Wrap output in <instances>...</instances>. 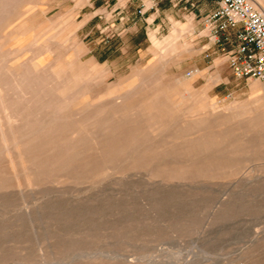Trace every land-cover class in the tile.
Segmentation results:
<instances>
[{
    "label": "rangeland",
    "instance_id": "obj_1",
    "mask_svg": "<svg viewBox=\"0 0 264 264\" xmlns=\"http://www.w3.org/2000/svg\"><path fill=\"white\" fill-rule=\"evenodd\" d=\"M0 1L1 116L43 124L0 145V264H264V79L210 0Z\"/></svg>",
    "mask_w": 264,
    "mask_h": 264
},
{
    "label": "built area",
    "instance_id": "obj_2",
    "mask_svg": "<svg viewBox=\"0 0 264 264\" xmlns=\"http://www.w3.org/2000/svg\"><path fill=\"white\" fill-rule=\"evenodd\" d=\"M210 1L203 19L210 45L223 51L235 76L263 80L264 13L251 0Z\"/></svg>",
    "mask_w": 264,
    "mask_h": 264
},
{
    "label": "bare ground",
    "instance_id": "obj_3",
    "mask_svg": "<svg viewBox=\"0 0 264 264\" xmlns=\"http://www.w3.org/2000/svg\"><path fill=\"white\" fill-rule=\"evenodd\" d=\"M252 3L254 5H256L255 3H257L263 13H264V0H251ZM1 2V1H0ZM8 3V2H7ZM8 6V5H7ZM20 30V29H19ZM3 38V37H2ZM5 38V37H4ZM30 40V39H29ZM12 48V47H11ZM33 59V58H32ZM26 67V66H25ZM25 69V68H24ZM41 69V68H40ZM6 70L5 67L3 69V71ZM20 70V69H19ZM7 71V70H6ZM23 71V70H22ZM38 71V69H37ZM43 71V70H42ZM10 73V71H8ZM36 70H35V74H36ZM8 74V73H7ZM19 74V73H18ZM52 74V73H51ZM1 75V74H0ZM10 75V74H9ZM10 77L12 78V75H10ZM64 77V76H63ZM67 77V76H65ZM36 78V76H35ZM56 78V77H55ZM62 79V78H61ZM60 79V80H61ZM39 80V79H37ZM37 80L35 81L36 84H37ZM41 80V79H40ZM67 80V79H66ZM12 81L13 83L16 85V86H20V84L23 82L22 78L18 77V76H15L14 78H12ZM52 81V80H51ZM62 81V80H61ZM68 81V80H67ZM67 81H63L62 83V86L60 88V90H67L69 89V83ZM45 82V81H44ZM49 82V81H48ZM42 83V82H41ZM54 83V82H53ZM55 84V83H54ZM55 86V85H54ZM49 87L48 85L46 86V88ZM51 87V86H50ZM49 87V88H50ZM57 87V85H56ZM55 87V88H56ZM14 88V87H13ZM20 88V87H19ZM49 88H47L49 90ZM250 89L252 91H257L259 89H262L264 91V84H260L256 81L252 82L251 85H250ZM42 90V89H41ZM20 92V91H19ZM156 92H162V90H157ZM43 93V91L41 92ZM21 94V92H20ZM32 94V93H31ZM23 96V94H21ZM36 95V94H35ZM38 95V94H37ZM44 95V94H43ZM261 95V94H260ZM22 96H19V97H22ZM31 97V95H29ZM61 96V95H60ZM258 97V95H257ZM34 97L31 98V100H33ZM258 100V98H257ZM24 102H26V100H23ZM256 101V100H255ZM13 103V101H11ZM30 104V101L28 102ZM35 103V101H34ZM63 103V102H61ZM27 104V102H26ZM11 105V104H10ZM5 106H8V104H6L3 99H2V96H1V91H0V145L2 146V149H3V152L5 151V155L8 154L9 156L12 154V153H17L18 155H22V153H25V152H28L29 150L32 149L33 147V139L35 138V135L40 131V129L43 127V124L41 125L40 123L37 124V125H32L31 123H27V122H24V123H20L18 124V126L15 127V123H16V120H14L11 116H9L8 114L5 115V117H2L1 116V112L5 111ZM27 106V105H26ZM229 106V105H228ZM190 107V106H189ZM29 108V107H28ZM190 109V108H189ZM232 109V108H231ZM17 110V109H15ZM52 110V109H51ZM185 110H187V108H185ZM194 110V109H192ZM236 110V109H235ZM11 111V109L9 110V112ZM27 111V110H26ZM8 112V111H7ZM13 112V111H12ZM28 112V111H27ZM40 112V111H39ZM44 112V111H43ZM232 112V111H231ZM25 113V112H24ZM192 113V112H191ZM202 113V112H201ZM239 113V112H238ZM28 114V113H27ZM193 114V113H192ZM12 115V113H11ZM19 115V114H17ZM21 115V114H20ZM20 115H19V119H20ZM44 115V114H43ZM244 115V114H243ZM16 116V114H15ZM28 116V115H27ZM232 116V115H231ZM249 116V115H248ZM247 116V117H248ZM23 117V116H22ZM239 117V116H238ZM237 117V118H238ZM244 118V116H241ZM27 118V117H26ZM25 118V119H26ZM250 118V117H249ZM252 118V117H251ZM21 121V119H20ZM3 122H5V127H3ZM22 122V121H21ZM37 122V121H36ZM161 122V120H160ZM206 125V124H205ZM219 127V126H218ZM62 132V131H61ZM50 133V132H49ZM58 138V137H57ZM200 148V147H199ZM234 148V147H233ZM66 149V148H65ZM202 149V148H201ZM206 149V147H205ZM55 154V153H54ZM20 157V156H19ZM11 158V157H10ZM19 159V158H18ZM7 160V158H6ZM11 160V159H9ZM9 163V162H8ZM13 163V161H12ZM25 163V162H24ZM23 163V165H24ZM32 163V162H31ZM11 164V163H10ZM9 164V165H10ZM40 165V164H39ZM23 167V166H22ZM65 167V166H64ZM11 169V168H10ZM12 169H14L12 167ZM22 169V168H21ZM25 169V168H24ZM15 171V170H14ZM12 171V173L14 172ZM27 172V171H26ZM44 172V171H43ZM23 173V172H22ZM16 174V172H15ZM26 174V173H25ZM18 175V174H17ZM17 175L14 177L16 178ZM26 177V176H25ZM28 178V177H26ZM17 179V178H16ZM25 179V178H24ZM15 180V179H14ZM20 182V181H19ZM30 182V181H29ZM27 183V182H26ZM18 185V184H17Z\"/></svg>",
    "mask_w": 264,
    "mask_h": 264
}]
</instances>
